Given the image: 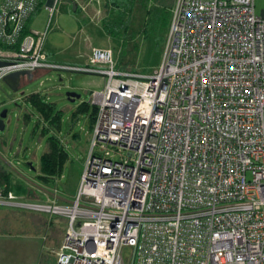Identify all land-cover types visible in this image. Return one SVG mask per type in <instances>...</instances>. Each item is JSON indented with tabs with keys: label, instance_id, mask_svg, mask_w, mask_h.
<instances>
[{
	"label": "built area",
	"instance_id": "obj_1",
	"mask_svg": "<svg viewBox=\"0 0 264 264\" xmlns=\"http://www.w3.org/2000/svg\"><path fill=\"white\" fill-rule=\"evenodd\" d=\"M60 1L0 0V81L60 68L105 79L72 201L16 202L64 218L55 264H264V11L174 0L160 63L133 73L107 46L82 67L48 61L46 32L25 25Z\"/></svg>",
	"mask_w": 264,
	"mask_h": 264
},
{
	"label": "rangeland",
	"instance_id": "obj_2",
	"mask_svg": "<svg viewBox=\"0 0 264 264\" xmlns=\"http://www.w3.org/2000/svg\"><path fill=\"white\" fill-rule=\"evenodd\" d=\"M172 1L78 0L77 9L71 11L66 0H61L52 15L40 5L26 26L46 32L44 50L50 61L82 67L94 47L107 46L117 63L122 48L121 62L126 71L149 73L161 60ZM254 9L259 16L264 11V0H254ZM104 83L102 75L69 68L37 70L31 80L21 78L17 91L0 81V111L7 110L5 128L0 131V160L11 172L10 192L14 196L0 202V264L55 261L64 218L16 202L68 205L72 201L91 137V108L81 111L80 107ZM70 91L80 97L71 102L66 96ZM32 92L44 94L59 111L57 135L69 155L61 174L51 184L37 179L39 159L51 133L42 135L35 127L37 114L24 100ZM26 113L29 117H24ZM122 256L129 258V248H123Z\"/></svg>",
	"mask_w": 264,
	"mask_h": 264
},
{
	"label": "trees",
	"instance_id": "obj_3",
	"mask_svg": "<svg viewBox=\"0 0 264 264\" xmlns=\"http://www.w3.org/2000/svg\"><path fill=\"white\" fill-rule=\"evenodd\" d=\"M172 2L174 3V0ZM71 8L72 7H70V9ZM25 27L26 28L24 32H28L29 30L27 29L26 25ZM121 44H124L123 38H121ZM122 52L123 50L121 48L117 68L126 71V69H124L123 63L121 62ZM24 100L32 107V109L37 114L35 127L40 129V133L42 135L51 133L47 139L46 149L39 159V172L37 174V179L39 182L43 184H51L52 182H54V179L61 174L65 164L69 159L68 151L64 146V142L57 135V132L59 130L60 114L59 111L55 110L54 103L49 102L44 94L40 92H32L26 94L24 96ZM89 107L91 109L88 114V120L89 126L91 128L95 118L96 107L90 105L89 103H83L80 107V110H89ZM24 117H29V114L26 113ZM11 176L12 175L10 170L0 160V188L3 189L5 195L7 192L11 191ZM52 262L55 264V261Z\"/></svg>",
	"mask_w": 264,
	"mask_h": 264
},
{
	"label": "water",
	"instance_id": "obj_4",
	"mask_svg": "<svg viewBox=\"0 0 264 264\" xmlns=\"http://www.w3.org/2000/svg\"><path fill=\"white\" fill-rule=\"evenodd\" d=\"M76 10V4H72V11ZM6 62L0 61V66L5 65ZM26 78L27 80H31L33 78V73L30 70H18L13 71L8 74H6L2 81L12 90L17 91L20 85L21 78ZM67 99L73 102L75 99H78L80 97L79 94L75 92H67L66 93ZM7 115V110L3 109L0 111V131H3L5 128V122L4 119Z\"/></svg>",
	"mask_w": 264,
	"mask_h": 264
},
{
	"label": "crops",
	"instance_id": "obj_5",
	"mask_svg": "<svg viewBox=\"0 0 264 264\" xmlns=\"http://www.w3.org/2000/svg\"><path fill=\"white\" fill-rule=\"evenodd\" d=\"M66 3L68 4L69 8L72 6L73 3H75V4H76V9H77L78 4H79L78 0H66ZM71 10H72V8H71ZM26 24H27V23H26ZM27 29H28V27H27ZM28 30H29V31H35V30H30V29H28ZM38 32H39V31H38ZM97 47H105V46H97ZM47 59H48V57H47ZM48 61H50V60H48ZM50 62H52V63H56V62H53V61H50ZM56 64H59V63H56ZM61 65H64V64H61ZM39 70H41V69H39ZM64 227H65V225H64ZM62 235H63V234H62ZM61 239H62V237H61L59 240L56 241V248L59 247L60 242H61Z\"/></svg>",
	"mask_w": 264,
	"mask_h": 264
}]
</instances>
